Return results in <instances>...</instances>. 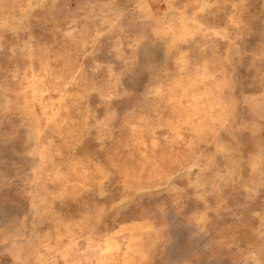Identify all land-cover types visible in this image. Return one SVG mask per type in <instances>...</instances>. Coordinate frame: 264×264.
<instances>
[{"label":"rangeland","instance_id":"1","mask_svg":"<svg viewBox=\"0 0 264 264\" xmlns=\"http://www.w3.org/2000/svg\"><path fill=\"white\" fill-rule=\"evenodd\" d=\"M0 264H264V0H0Z\"/></svg>","mask_w":264,"mask_h":264}]
</instances>
